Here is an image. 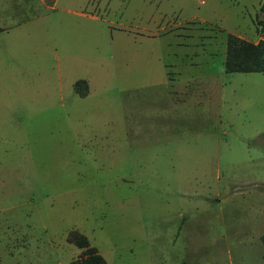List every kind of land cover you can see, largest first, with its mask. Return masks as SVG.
I'll use <instances>...</instances> for the list:
<instances>
[{
	"label": "rangeland",
	"instance_id": "obj_1",
	"mask_svg": "<svg viewBox=\"0 0 264 264\" xmlns=\"http://www.w3.org/2000/svg\"><path fill=\"white\" fill-rule=\"evenodd\" d=\"M97 1L0 33V264H72L75 234L107 264H264V72L201 50L261 0ZM209 71L217 107L174 113L165 79Z\"/></svg>",
	"mask_w": 264,
	"mask_h": 264
},
{
	"label": "crops",
	"instance_id": "obj_2",
	"mask_svg": "<svg viewBox=\"0 0 264 264\" xmlns=\"http://www.w3.org/2000/svg\"><path fill=\"white\" fill-rule=\"evenodd\" d=\"M262 2V0H261ZM89 8L91 10H94V12L91 13H97L99 10V4L97 0H0V28L2 30L0 33L8 32L12 27H19L22 23L25 21H29L28 19L32 20L33 18H40L46 13H63L64 16V22L61 24L65 28H70L74 25H76L75 20H82L86 18L90 21H97L98 16L89 14L88 12H82L77 11V7H80L82 9L83 7ZM249 14V24L252 25L253 32L255 35H252V31L250 30H239L236 27H230L228 23L224 25L221 24L222 27H219V32H221V39L214 43V41L211 39L212 32L211 30L204 36V42L207 44H201L202 52L204 55L208 54L210 57H215L216 53H219V50H222L223 54V65L226 58V35L228 33L234 34L241 39H244L246 41L257 43L259 40L263 39L262 34L259 31V27L256 24V20H252V17L255 13ZM261 16L258 17L260 19ZM79 21V23H81ZM204 23L212 24L210 22L204 21ZM93 24V23H90ZM219 26V25H218ZM249 27V26H248ZM89 28L92 30L93 25L89 26ZM251 29V28H250ZM221 42V47L217 46ZM212 42L213 44H211ZM9 45V44H8ZM2 45L0 44V47ZM211 47L212 49L208 51V47ZM213 59V58H210ZM224 71L223 69L219 70V72ZM225 72V71H224ZM264 72V71H263ZM226 73H253V72H226ZM260 73V72H259ZM165 83L170 86V89L168 90L171 96H174V113L177 111L179 107V104H183L185 107H189L190 105H212L213 100L214 103L223 99V93L221 92V89H223L221 81L219 79V76L209 71L206 74L203 75H187L182 76L181 74H177V76H174V78H167L164 81ZM205 103V104H203ZM183 107V108H185ZM182 225V224H181ZM179 226V229L181 227ZM213 254L218 251V254L220 255L222 253V249H220L219 244L214 245L213 248Z\"/></svg>",
	"mask_w": 264,
	"mask_h": 264
},
{
	"label": "trees",
	"instance_id": "obj_3",
	"mask_svg": "<svg viewBox=\"0 0 264 264\" xmlns=\"http://www.w3.org/2000/svg\"><path fill=\"white\" fill-rule=\"evenodd\" d=\"M262 17L256 20L263 39L252 43L228 33L226 35L225 72H263L264 71V0L260 5ZM2 28H0V31ZM84 85V89L81 88ZM75 90L79 96L87 95V83L81 79L75 82ZM73 240L80 248H85L84 255L72 261V264H107L104 257L88 239L82 235H73ZM264 242V237H263Z\"/></svg>",
	"mask_w": 264,
	"mask_h": 264
}]
</instances>
